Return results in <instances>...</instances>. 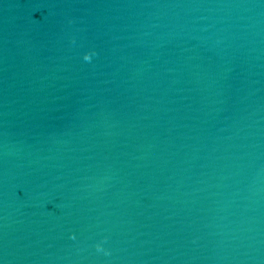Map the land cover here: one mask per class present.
Here are the masks:
<instances>
[{
  "label": "water",
  "instance_id": "obj_1",
  "mask_svg": "<svg viewBox=\"0 0 264 264\" xmlns=\"http://www.w3.org/2000/svg\"><path fill=\"white\" fill-rule=\"evenodd\" d=\"M0 264H264V0H0Z\"/></svg>",
  "mask_w": 264,
  "mask_h": 264
},
{
  "label": "clouds",
  "instance_id": "obj_2",
  "mask_svg": "<svg viewBox=\"0 0 264 264\" xmlns=\"http://www.w3.org/2000/svg\"><path fill=\"white\" fill-rule=\"evenodd\" d=\"M92 54L94 55L95 53H92ZM83 58L84 60L89 61L91 59V55L90 54H88L87 56L84 55ZM96 247L98 250H100V245H96Z\"/></svg>",
  "mask_w": 264,
  "mask_h": 264
}]
</instances>
